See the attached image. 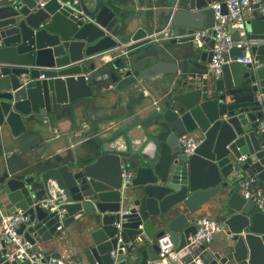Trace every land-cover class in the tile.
I'll list each match as a JSON object with an SVG mask.
<instances>
[{
  "label": "water",
  "instance_id": "water-1",
  "mask_svg": "<svg viewBox=\"0 0 264 264\" xmlns=\"http://www.w3.org/2000/svg\"><path fill=\"white\" fill-rule=\"evenodd\" d=\"M214 1L169 0L171 24L178 9L205 10ZM253 8L246 28L258 43L251 54L264 61V13L257 11L258 5ZM120 26L119 16L103 2L92 9L83 0H51L42 8H36L35 0L0 3V200L9 214L29 216L18 234L36 246L52 241L61 221L84 218L97 264L156 261V240L164 234H169L180 264H264V212L256 211L238 190L243 173L264 187V136L257 134L258 121L264 120V69H243L233 62L213 77L208 71L213 41H204L208 49L198 46L192 31L172 41L187 46L178 54L175 78L168 80L169 93L157 113L155 125L161 132L152 142L153 154L119 155L108 147L116 137H109L98 143L91 163L55 156L40 167L28 156L21 160L13 154L17 165L9 169L7 152L17 147L22 154L38 145L31 125L41 118L52 122L57 113H70L72 105L91 102L94 92L84 76L92 66L87 64L121 46ZM153 39L137 30L126 47L129 62L154 46ZM230 55L241 52L233 49ZM256 94L263 95L262 107L254 102ZM4 127L12 141L9 148L1 139ZM186 134L200 140L192 156L182 155L178 144ZM242 156L246 159L238 162ZM124 167L133 174L125 185ZM45 200L58 210H42L38 203ZM210 201L220 211L227 236L220 254L188 241L196 230V213ZM122 210L127 211L124 217ZM121 219L119 231L115 224ZM7 251L0 239L1 264H25L3 262ZM59 259L58 253L47 257L50 264Z\"/></svg>",
  "mask_w": 264,
  "mask_h": 264
},
{
  "label": "crops",
  "instance_id": "crops-1",
  "mask_svg": "<svg viewBox=\"0 0 264 264\" xmlns=\"http://www.w3.org/2000/svg\"><path fill=\"white\" fill-rule=\"evenodd\" d=\"M89 8L103 2L119 16L120 29L118 39L121 44L129 45L132 36L139 29L148 36H154V46L137 54L132 63L129 62V77L120 80L111 64L104 65L98 59L87 64L89 83L93 86L94 97L88 105L78 103L71 106L70 113H57L59 118L50 122L41 118L38 123L29 127L30 134L39 138L37 146L18 153L15 150L7 152L8 167L12 169L17 164L11 159L16 154L21 160L28 156L37 166L55 161V156L61 159L70 157L73 160L91 163L95 160L99 142L91 140L92 134L116 137V146H123L117 154L138 157L142 154H153L156 150L152 142L161 132L155 125L157 113L161 112L162 104L167 98L170 84L180 59L178 54L187 44H173V40L187 38L190 31L195 32L211 24L209 7L205 10L188 13L178 9L171 24L172 17L169 0H83ZM264 3V0H263ZM256 6L254 4L252 8ZM114 8V9H113ZM179 11V12H178ZM252 12L247 16L251 18ZM175 12V11H174ZM158 38V39H157ZM202 47L208 49V42ZM247 69L246 66H242ZM96 71L95 78L91 72ZM92 75V76H91ZM157 102V107L152 105ZM157 108V110H155ZM195 136V135H193ZM197 137V136H196ZM3 146L9 148L12 144L8 129L4 127L1 133ZM253 177L243 173L242 178ZM255 178V177H254ZM256 185L264 190L263 185L255 178ZM3 212L9 209L0 200ZM208 217L221 222V214L214 201L202 205L196 213L195 220ZM64 229L62 239L56 235L52 241L36 245L47 257L58 253L60 259L72 264H97L89 251L91 242L88 238L86 220L80 218L73 223L61 221ZM0 239H3L0 234ZM227 239L226 231L216 235L214 241L205 247L212 254H220L222 245Z\"/></svg>",
  "mask_w": 264,
  "mask_h": 264
},
{
  "label": "built area",
  "instance_id": "built-area-1",
  "mask_svg": "<svg viewBox=\"0 0 264 264\" xmlns=\"http://www.w3.org/2000/svg\"><path fill=\"white\" fill-rule=\"evenodd\" d=\"M16 0H0V3H15ZM51 0H35L36 8H42L47 2ZM258 5L257 11L264 13L263 0H218L212 2L208 7L212 14V23L210 26L195 31L192 34L193 41L202 46L205 40H212L213 47L211 50L212 56L210 63L208 64L209 73L218 78L221 74V68L225 64L237 63L242 66H248L252 69H264V61H259L251 54V48L257 45L258 40L251 39L249 37L246 21L248 15L252 12V6ZM223 6L226 13H223ZM87 20H90L87 18ZM128 45L121 44V46L110 53H105L94 59H98L101 64L113 65L114 62L120 61L115 71L120 80H126L129 77V61L130 55L126 51ZM233 49L240 50L241 56L234 57L230 53ZM93 70L91 74L95 78ZM91 75V76H92ZM40 80L43 76L39 77ZM84 80H90L89 74L84 76ZM254 102L258 106H263V95L256 94ZM152 105L157 107V102H152ZM157 110V108H155ZM158 111V110H157ZM257 134L264 136V120L258 121ZM107 136L100 134H92L91 140H97L102 142ZM117 142V141H116ZM116 142H111L108 147L114 152H122L123 146H116ZM178 144L181 154L184 156H192L200 144V140L193 135H183L178 138ZM246 159L242 156L238 159V162H243ZM121 178L123 184H129L133 179V174L127 167L122 168ZM238 190L242 198L246 201H251L258 212H264V190L256 185L254 177L242 178L238 182ZM39 207L48 212L54 213L58 210V206L50 200L41 201L38 203ZM61 213V212H60ZM120 217L127 215V211L122 210L119 213ZM125 220L121 219L120 223L115 224L116 229L121 230V223ZM29 222V216H24L22 212L18 211L16 214H9L2 211L0 206V234L3 237L4 243L8 249L7 253L3 257L4 261H23L25 264H50L47 260V256L40 250L36 249V246L31 245L25 241L19 234L18 228L20 224ZM224 231L222 223L213 219L204 217L198 220L196 224V230L193 235L188 239L189 245H195L197 247H207L210 245L216 235ZM64 235L63 226L60 225L56 228V236L62 239ZM158 247L157 260L148 264H180L178 258V252H176L169 234H164L156 240ZM111 256L114 257L115 253L111 252ZM1 264V263H0ZM56 264H72L68 260L59 259Z\"/></svg>",
  "mask_w": 264,
  "mask_h": 264
},
{
  "label": "trees",
  "instance_id": "trees-1",
  "mask_svg": "<svg viewBox=\"0 0 264 264\" xmlns=\"http://www.w3.org/2000/svg\"><path fill=\"white\" fill-rule=\"evenodd\" d=\"M91 86V85H90ZM91 89H92V91H93V86H91Z\"/></svg>",
  "mask_w": 264,
  "mask_h": 264
}]
</instances>
